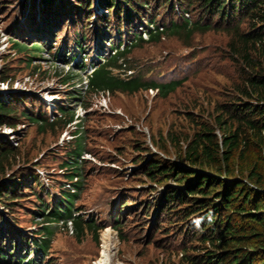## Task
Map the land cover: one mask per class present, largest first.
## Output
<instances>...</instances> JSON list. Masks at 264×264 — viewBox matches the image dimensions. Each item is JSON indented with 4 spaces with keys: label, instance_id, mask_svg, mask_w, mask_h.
Returning <instances> with one entry per match:
<instances>
[{
    "label": "trees",
    "instance_id": "16d2710c",
    "mask_svg": "<svg viewBox=\"0 0 264 264\" xmlns=\"http://www.w3.org/2000/svg\"><path fill=\"white\" fill-rule=\"evenodd\" d=\"M27 2V8H30L26 12L27 20L38 21L39 27L42 26L37 30V36L48 34L45 27L55 21L70 24L77 21L79 26L87 28L91 15L98 18L101 30L92 34L93 48L88 57L83 51L86 44L81 43L84 38L80 31L73 36L72 48H68L72 51L69 59L77 57L76 67H85L84 57L93 65L86 75L89 92L108 90L110 95L114 91L133 92L152 87L158 94L166 95L176 87L177 80L147 78L140 69L122 74L123 68L130 67L127 59L130 48L146 40H158L163 34L180 33L189 37L193 31L207 29H221L227 33L225 47L229 57L237 63L238 80L232 84L229 97L214 102L211 110L204 113L186 110L185 130H167L158 136L157 146L164 150L167 142L173 148V156L152 151L142 141L134 143L139 149L134 168L151 183L141 187L147 186L143 198L128 195L124 198L122 191L115 208L117 211L111 213L109 222L84 221L78 213L71 214L76 193L62 185L55 199L51 198L50 203L46 199L39 202L35 211L44 220L65 221L70 217L72 230L77 235L83 232L82 225H85L96 239L98 229L106 224L112 225L119 238H123L121 224L127 214L138 210L142 229L147 226V230L144 229L146 241L159 243L168 237L169 231H164L151 239L154 230L169 228L173 232L172 240H176L181 250L180 264H264V0ZM94 5L101 9L99 16L95 10L91 11ZM164 14L168 15L167 20L163 18ZM40 19L44 22L40 23ZM110 19L114 20L113 26ZM137 24L142 26L136 29ZM141 29L147 33L146 37L141 35ZM20 35L13 34V45L27 54L26 62L30 63L32 57L39 56L41 41L34 38L27 44ZM64 43L65 40L62 47ZM100 56L103 61L98 58ZM70 77L66 75L61 80L65 82ZM8 78L1 75L0 81L8 82ZM19 101L24 102L21 95L0 91V125L10 127L19 118L27 117L41 130L45 125L61 127L73 119L74 109H64L62 105L59 108L64 115L48 120L38 113L18 108ZM81 124L79 120L74 129H70L68 138L73 141L61 161L68 166V170L63 171L64 177L76 187L83 174L81 165L85 159L80 154L87 150ZM15 150L5 135L0 134V206L3 212L21 199L25 189L39 184L32 167L12 168ZM9 168L11 170L7 171ZM1 210L0 216H3ZM0 221V261L23 256L14 250L16 236L19 244L24 243L22 249L26 247L29 252L40 251L47 255L52 233L47 224L29 229L30 234L17 229L14 234L15 223L12 225L5 217H0ZM167 243L171 245V242Z\"/></svg>",
    "mask_w": 264,
    "mask_h": 264
},
{
    "label": "rangeland",
    "instance_id": "374dc122",
    "mask_svg": "<svg viewBox=\"0 0 264 264\" xmlns=\"http://www.w3.org/2000/svg\"><path fill=\"white\" fill-rule=\"evenodd\" d=\"M27 3V0H0V76L9 77L8 82L0 81V91L21 95L24 102L19 101L18 108L38 113L48 120L64 115L60 105L64 109L75 108V111L73 119L61 127L45 125L40 130L36 122L27 117L19 118L10 127L0 125V134L16 147L12 168L32 167L39 175V184L25 189L21 199L11 209L3 212L0 206L3 212L0 217L7 218L12 225L15 223L12 233L17 229L30 234L29 229L40 224H47L52 232L46 256L40 251H30L28 254V249H22L24 243L19 244L16 236L14 250L23 253V256L26 253L27 258L32 259L27 262L26 256L22 259H3L0 264H31L33 261L38 264L39 260L48 264H94L102 255V233L107 230L113 232V244L115 242L110 264H180L181 250L176 240H172L173 232L169 228L154 230L151 239L159 237L164 231H169L168 237L159 243L146 241L138 210L127 214L125 222L121 224L123 238H119L118 231L112 225L106 224L104 227L110 229L99 228L96 239L85 225H82L83 232L77 235L74 230L68 231L60 220H44L35 210L39 202L46 199L50 203L51 198L55 199L61 191L62 182L66 179L63 171L68 170V166L61 161L73 141L68 138L70 129H74V122L79 117L87 150L83 153V174L79 177L80 183L73 196V210L84 221L109 222L111 213L117 211L115 208L122 191L124 198L127 195L143 198L147 186L141 187L151 181L134 168V159L139 153L134 143L142 141L152 151L173 156V148L167 142L164 150L157 146L155 141L158 136L164 135L167 130H185L186 110L204 113L211 110L214 102L229 97L232 84L238 80L237 63L229 57L225 47L227 33L221 29L193 31L189 37L168 33L158 40H146L131 47L127 59L132 72L140 69L147 78L162 81L175 79L178 83L163 96L154 89L151 92L144 88L133 92L114 91L109 95L107 107H102L99 91H82L79 88L86 69L76 67L77 57L70 60L72 51L68 49L72 48L73 36L80 31L84 38L81 43L86 44L83 51L88 57L93 48L92 34L101 30L98 18L91 15L87 28L79 26L77 21L73 24L55 21L54 24L48 20L50 26L48 24L45 30L49 33L38 34V37L37 30L42 26L39 27L38 21L27 20L26 12L30 10ZM91 7V11L95 10L99 16L100 7ZM163 16L167 20L168 15ZM109 22L111 26L114 25V20L110 19ZM141 26L137 24L135 28ZM16 33H21L27 44L34 38L41 41L39 56L32 57L30 63L26 62L27 54L13 45L12 36ZM83 61L85 65L88 64L85 57ZM66 75L71 77L64 82L61 77ZM47 92L52 97L48 102L42 98ZM69 95L73 97L69 98ZM84 102H88L87 105ZM167 242H171V245Z\"/></svg>",
    "mask_w": 264,
    "mask_h": 264
},
{
    "label": "bare ground",
    "instance_id": "6f19581e",
    "mask_svg": "<svg viewBox=\"0 0 264 264\" xmlns=\"http://www.w3.org/2000/svg\"><path fill=\"white\" fill-rule=\"evenodd\" d=\"M46 33V32H44ZM50 98V97H47ZM104 230L106 229H110L108 227H104ZM102 231V230H101ZM103 243H102V247H103V251H102V255L99 259H97L95 261L94 264H110V261L112 259L113 256V248H114V244H113V239H114V234L112 231H104L103 233Z\"/></svg>",
    "mask_w": 264,
    "mask_h": 264
},
{
    "label": "built area",
    "instance_id": "2783aa9c",
    "mask_svg": "<svg viewBox=\"0 0 264 264\" xmlns=\"http://www.w3.org/2000/svg\"><path fill=\"white\" fill-rule=\"evenodd\" d=\"M40 173V172H39ZM41 174V173H40ZM66 185H69V183H66ZM70 186V185H69ZM71 187V186H70ZM72 188V187H71Z\"/></svg>",
    "mask_w": 264,
    "mask_h": 264
}]
</instances>
